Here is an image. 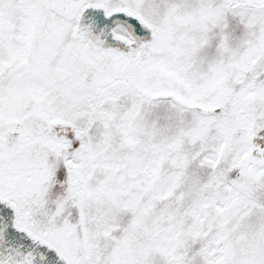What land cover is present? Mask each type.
Instances as JSON below:
<instances>
[{
	"label": "snow or ice",
	"instance_id": "obj_1",
	"mask_svg": "<svg viewBox=\"0 0 264 264\" xmlns=\"http://www.w3.org/2000/svg\"><path fill=\"white\" fill-rule=\"evenodd\" d=\"M0 264H264V0H0Z\"/></svg>",
	"mask_w": 264,
	"mask_h": 264
}]
</instances>
